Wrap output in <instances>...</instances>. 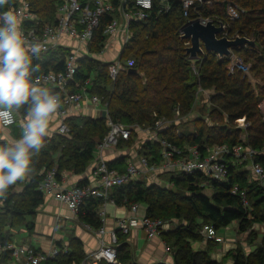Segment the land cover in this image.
<instances>
[{
  "label": "trees",
  "instance_id": "obj_1",
  "mask_svg": "<svg viewBox=\"0 0 264 264\" xmlns=\"http://www.w3.org/2000/svg\"><path fill=\"white\" fill-rule=\"evenodd\" d=\"M30 1L32 9L42 21L50 23L53 22L62 0ZM207 1L211 3H206L199 9L200 15L213 18L215 23L226 24L230 37L239 35L254 38L257 48L244 46L233 49V53L240 57L245 55V63L254 58L252 71L259 70L260 65L264 68V0ZM113 2L117 5V0ZM167 3L171 7L168 12L165 11ZM167 3L154 0L153 10L147 19L131 23L133 37L126 44L122 59H134L132 68L136 70L135 73L123 70L117 80L111 82L108 63L84 57L79 62L76 74L78 83L85 85L88 79L91 80L89 91L99 93L102 101L108 104L109 116L116 122L147 127L163 117L172 120V124L164 128L160 135L182 151L196 146L202 155H206L215 144H242L262 152L264 120L258 105L264 97V84L258 85L259 90L262 89L258 93L259 90L242 71L235 69L230 73L228 57L221 59L217 54L205 51L192 60L186 52L188 46L185 43L189 40L181 39V30L187 22L183 3L181 0H167ZM228 4H237L243 10L238 20H229ZM197 17L192 12L189 14V19ZM109 19L110 15L105 18V22ZM102 30L103 26L96 32L92 46L95 52L105 45ZM63 54L59 51V57L56 54L52 59L47 57L35 74L42 70H61ZM193 65L197 67L198 75L194 74ZM199 86L212 92L209 102L214 108L207 115L202 114L207 111L202 107L204 110L201 109V113L197 114L195 127L190 131L185 125L191 122L188 118L194 111ZM19 109L27 112L26 105ZM208 117L215 121L213 126L206 124ZM241 118H245L247 124L245 131L238 127L230 128V125H236ZM223 120H226L225 123H219ZM67 122L69 132L49 136L45 146L35 154L30 171L32 178L25 183L24 189L21 192L15 191L20 180L0 194V243L12 240L13 235L7 230V226L26 225L29 231H33L34 221H27V216L35 218L38 208L44 203V195L37 188L42 178L40 171L56 166L59 180L66 171L83 173L93 159L96 144L108 132L105 118L68 117ZM243 132L245 136L241 137ZM132 134L129 141L120 145L128 146V142L130 145L135 134L139 133ZM4 142L7 141L0 139V143ZM142 147L144 152L140 151V154L151 163L159 162L158 143L146 140ZM257 160L264 165L263 152L258 155ZM241 167L245 165L231 166V175L226 182L208 180L200 172L193 175L183 173L171 177L173 187L154 183L146 185V182L137 180L113 188L110 196L118 205H146L148 217L185 221V224L162 235L166 244L172 242L174 264H222L212 258L210 243L203 250H195L192 242L200 240L201 228L205 224H213L216 229H220L238 221V229L243 233L252 229L254 224H264V212L259 210L264 204V187L257 182L249 183L248 171ZM206 181L211 190L203 186ZM182 184H186L187 191L180 196L176 188ZM235 185L246 190L249 207H245L239 196L230 193ZM103 203V199L87 200L79 213V220L93 228H99L102 224L98 212ZM118 244L119 264H136L122 234L118 235ZM69 247L71 251H61L58 255V263L81 264L84 260L81 241L72 237ZM230 253L233 255V264H264L263 247L250 254L241 252L240 249L231 250Z\"/></svg>",
  "mask_w": 264,
  "mask_h": 264
},
{
  "label": "built area",
  "instance_id": "obj_2",
  "mask_svg": "<svg viewBox=\"0 0 264 264\" xmlns=\"http://www.w3.org/2000/svg\"><path fill=\"white\" fill-rule=\"evenodd\" d=\"M166 2L167 0H160ZM183 3L184 16L187 22L200 20L205 24L213 18H205L200 15L199 9L210 1L207 0H181ZM154 0H117V5L113 0H62L58 5L53 22H44L40 16L32 9L30 0H7L3 10H11L18 14L21 19V28L27 41L39 43L42 54L49 52H63V68L61 70H42L35 74L34 79L40 86L48 87L50 91L60 97V108L55 113L59 124L53 130V134H67L69 125L67 118L71 107L81 108L89 103L99 106L102 99L99 95L91 93L89 86L91 80L88 79L85 85H80L76 79L79 70V62L82 58H94L108 63V74L111 80L116 81L123 70L131 69L135 61L132 58L126 61L122 59L126 44L132 39L131 23L133 21L146 20L154 6ZM170 4H166L165 11L170 10ZM197 14L195 19H189L190 13ZM243 10L237 4H228L227 14L230 21L238 20ZM110 15V19L105 22V18ZM215 23V21H214ZM220 23H216L219 25ZM226 30L221 36L230 37ZM103 26L102 34L105 37V45L97 52L92 50L95 43L96 32ZM181 30V34H182ZM116 40L119 44L117 54L111 60L105 58V54L112 47L111 42ZM190 46V40L185 43ZM38 56V57H39ZM34 57L33 61L38 58ZM230 59L229 72L235 69L247 70L248 66L240 56L233 53L227 56ZM195 60V59H192ZM194 74L198 75V69L193 65ZM76 85V86H75ZM205 94L208 95L206 98ZM204 96V103L209 102V92L198 87L196 100ZM202 101V100H201ZM107 103L106 110L107 134L96 144L91 169V183L84 185L66 186L58 179V168L54 166L40 172L42 178L38 182V190L43 195L52 196L75 215H79L85 202L90 199H103L104 208L99 210L101 226L97 230L99 236V247L81 264H119L118 260V235L129 234L132 230L143 229L149 239L162 237L163 233L170 230V222L163 219L151 218L146 211H142L140 203L131 204L132 216H121L115 221V228L107 231L105 224L107 220V204L114 203L110 194L113 188L125 185L131 181L141 180L151 175L165 173L168 171H179L180 174L193 175L202 173L208 180L226 182L231 175L230 168L236 164H246L253 175L254 181L264 187V165L257 160L260 153L256 149L242 144L230 146L228 144H215L206 155H202L196 146L182 151L171 141L163 138L161 131L170 126L172 121L160 118L150 127H142L138 124L125 125L116 122L109 116ZM259 109L264 120V97L259 102ZM179 113L177 112V117ZM27 115V114H26ZM26 115L14 110L10 115L0 116V127L11 130L19 123H24ZM179 119V117L177 118ZM179 121V120H178ZM245 123V118L238 119ZM247 125V124H246ZM247 128V127H246ZM133 132H146L147 139L156 142L160 146V160L158 163H151L150 160L137 153L126 160V168L122 171L111 167L110 161L105 158L107 150L119 148L120 143L129 141ZM146 139V140H147ZM32 176L27 174L29 181ZM161 184V183H160ZM205 185V184H204ZM230 193L239 196L245 207H249L247 192L235 185ZM88 228H91L87 224ZM109 234L110 240L105 239ZM201 234L206 240L223 242L224 239L218 235L213 224H205L201 228ZM61 253L59 247L51 250H39L36 247L11 240L8 243H0V257L9 255L15 264H49Z\"/></svg>",
  "mask_w": 264,
  "mask_h": 264
},
{
  "label": "crops",
  "instance_id": "obj_3",
  "mask_svg": "<svg viewBox=\"0 0 264 264\" xmlns=\"http://www.w3.org/2000/svg\"><path fill=\"white\" fill-rule=\"evenodd\" d=\"M119 44L121 45L120 40H119ZM119 44L116 40H113L111 42L112 47H110L107 53L105 54V58L107 60L116 56L117 54L116 50L118 49ZM54 54L57 55V52H49L47 54H42L41 56H39L33 61V65L37 69L39 65L42 64V62H44L47 59V57L48 58L50 57L52 59ZM59 56L60 55H57V57ZM38 60H40L41 62H38ZM20 113H22L23 115L27 114V112H24L23 110H20ZM81 114L83 116H88V117L90 116L92 118H104L106 116V110L101 109V106L97 107L89 103H86L81 108L71 107L69 109L68 117H78ZM58 124H59V120L56 114H54L52 117L50 136L54 135L52 132L58 127ZM22 125H23L22 123H19L17 126H15L16 128L14 127L11 130L3 129L0 127L2 130H6L4 132L3 137H0V139L10 141L12 139L18 138L22 131ZM123 143H126V142H123ZM121 147L115 150H107L104 153L105 158H107L110 161V165L112 166L114 165V168L120 171L126 168V160L134 156L137 153L138 151L137 149L140 146L138 144L134 146L133 148L126 146L124 149H122ZM92 164L93 163L91 161L88 164L87 169L83 173H80V174L74 173L73 171L64 172L63 177L61 179L62 183L68 187L74 186V185H84V184L91 183L90 179L92 176L91 175ZM237 165L238 164H236L235 166ZM244 165L245 167H243V169L245 168L248 171L247 181L249 183L256 182L253 179V175L251 174L250 168L246 164ZM29 174L31 175V172H29L28 175ZM161 174L163 173L151 175L145 178H143L142 176L141 180L151 182L152 184L154 183V184H159L163 186L164 184L161 179L162 177ZM26 177L23 180H21L20 184L16 185L15 187L16 192H21L24 189L25 183L28 181ZM203 186H206V189L211 190V187L207 181L203 183ZM140 205L142 207V211L147 212V206L144 204H140ZM101 208H104V206L102 205L100 209ZM106 211H107V220H106L105 227L107 231H111L112 229L115 228V221L117 220V218L121 216H132L133 215L131 211V205L130 206L129 205H118L116 204V202L114 203L109 202L106 206ZM98 216H99V212H98ZM31 220L34 221L33 231H29L26 225H23L25 227V229L23 228L24 229L23 231H25L26 233H29L30 236H35L34 238H36L39 243H40V240L43 242L40 243L38 247H36L35 245H32L30 240L27 241L25 239L17 238L18 228L16 229L14 227L7 226V230H10V232L13 235L12 236L13 241L31 245L42 251L44 250L48 251L57 246L60 248L61 251L68 252V251H71V248L68 246L70 245L71 238L76 237L81 241L82 249L84 252V258H83L84 260L88 256H90L99 247V236L97 234L98 228H93V227L88 228L86 223H82L79 220V215L77 216L73 214L68 209L67 206L61 204L60 202L55 200V198L52 196L44 195V203L38 208L35 218H33L32 216H27V221H31ZM67 220H70L71 223L73 222L74 224H72L73 227L69 230V239L66 241L64 240V236H57L56 231H57V228H59L60 223L61 222L64 223ZM258 225H262V224H258ZM20 226L22 225H17L15 227H20ZM238 227H239V222L234 221L229 226L224 227V228L234 229L236 231L238 230L236 232L237 234L238 233L244 234L243 232L239 231ZM221 230H223V228L217 229V233L219 236H221L224 239L223 242H216L214 240H206L203 235H202L204 238L203 241L201 242L199 240L198 241L200 243H203L204 247L207 246L208 243L210 244L214 243L215 244L213 248L214 251H212L211 253L212 258L222 264H233V261H234L233 255L232 253H230V251L235 250L234 246L237 245L236 243L240 239L236 238L235 241H230L226 243V239L223 237V235L219 233ZM122 237L125 243L128 245L129 250L131 251V254L133 257V261L136 264H174L172 250L170 249L169 246H167L165 240H163L162 237L149 239L145 231L141 228L132 230L129 234H122ZM105 239L107 241L110 240L109 234L105 235ZM219 245H222V246L219 247ZM140 246L141 248H139ZM204 247L203 249H205ZM136 248H138V251L136 250ZM203 249H200V250H203ZM138 252L139 254L137 255ZM227 258H229L228 262L223 263V261ZM0 264H15V261L12 260V258H10L9 255H3L2 257H0ZM49 264H59V263L55 259V260L50 261Z\"/></svg>",
  "mask_w": 264,
  "mask_h": 264
},
{
  "label": "clouds",
  "instance_id": "obj_4",
  "mask_svg": "<svg viewBox=\"0 0 264 264\" xmlns=\"http://www.w3.org/2000/svg\"><path fill=\"white\" fill-rule=\"evenodd\" d=\"M6 3L0 0V116L25 105L27 115L20 136L0 143V194L31 171L60 108V97L34 79L33 58L39 56L41 45L26 40L18 14L3 10Z\"/></svg>",
  "mask_w": 264,
  "mask_h": 264
},
{
  "label": "rangeland",
  "instance_id": "obj_5",
  "mask_svg": "<svg viewBox=\"0 0 264 264\" xmlns=\"http://www.w3.org/2000/svg\"><path fill=\"white\" fill-rule=\"evenodd\" d=\"M260 28H263V27H260ZM263 47H264V45H263ZM240 58L244 62L245 61L244 59L247 57L244 55V57L242 56ZM111 59H108V60H111ZM253 59L254 58H250V59H248L247 63L244 62L248 66L247 70H240V71H242L248 77V80L252 83V85H255V88L259 90L258 85L262 86L264 84V68L262 67V65H260L259 70L252 71L253 62H254ZM111 82H114V81L111 80ZM261 90H259L257 92L260 93ZM207 92H209V101H210V96H211L212 92H210L208 90H207ZM205 96H206V98H208L207 94H205ZM101 99H103V98H101ZM203 99H205V98L202 95L199 101L196 100V103L194 104V111L192 112V114L188 118V120H190L191 122L185 125V126H188L187 128L190 131H193V129H194L195 124H196L195 121L197 118L196 116L198 113H201V109H203V108L206 109L207 111L203 112L202 114L206 113L208 115V111H210L214 108V105L212 106L210 102L204 103ZM105 105H106V103H104L102 101V103L99 106H101V109H104ZM16 110L20 112V109H16ZM82 116L83 115L81 114L78 117H82ZM224 116L226 117V113H224ZM85 117H88V116H85ZM168 120H170V119H168ZM206 120H207L206 124H208V126H213V123L215 122L213 119H209V117H208ZM170 121H172V120H170ZM225 121L226 120H223V121H220L219 123H225ZM197 125H201V124L197 123ZM147 127H150V126H147ZM235 127H238V128H241L244 130L247 127V125H246V122L242 123V122L237 121L236 125L235 124L230 125V128H235ZM5 131L6 130H2L0 128V137H3ZM146 136H147L146 132H141L138 135L135 134V136L133 137V140L130 142L131 146L129 145V142H128V146L133 148L134 146H136L138 144L140 146L139 151L144 152V148L142 146H144V141L146 140ZM240 136L244 137L245 132H243ZM121 146L122 145H120L119 148ZM125 147L126 146L124 145L121 148L124 149ZM241 169H243V167H241ZM179 175H180L179 171H168V172L161 174V176H162L161 179H162V182L164 184L163 186L173 187L171 182H170V178L172 176H179ZM144 182H146V185L152 184L151 182H148V181H144ZM186 189H187L186 184H182L180 187L176 188V190H177V192H179L180 196H182V194L185 193V191H187ZM143 207H144V205H143ZM259 210L261 212H264V204L260 207ZM169 222L171 225L169 227L170 230H174V229L178 228L183 223L185 224V221H182V220H170ZM65 223H66V225H65ZM72 224H74V223L73 222L71 223L70 220H67L64 223L61 222L59 225V228H57L56 235L57 236H64V240L67 241L69 239V230L73 227ZM14 228H16V229L18 228L17 229V231H18L17 238L25 239L27 241L30 240L32 245H35L36 247H38V245L43 242L40 240V243H39L38 240L36 238H34L35 236H30L29 233H26L25 231H23L25 229V227L23 225L20 227H14ZM237 231L234 229L223 228V230H221L219 233L221 235H223V237L226 239V243H228L230 241H235L236 238L240 239L236 243L237 245L234 246L235 247L234 249H240L241 252H244L246 254L256 252V250L259 249L260 247L264 248V240H263L264 239V224H262V225L254 224L252 229H250L247 233L245 232L244 234H241V233L237 234L236 233ZM238 235H239V237H238ZM162 239L164 240V237H162ZM203 239H204L203 236H201L199 241L201 242V241H203ZM199 241H193L192 242L193 249H195V250L203 249V247H204L203 243H200ZM167 246H170L171 250H173L172 242H170L169 245L167 244ZM214 246H215L214 243L210 244L212 251H214L213 250ZM221 246L222 245H219V247H221ZM206 247L207 246H205L204 248H206ZM139 248H141V246ZM136 250L138 251V248H136ZM138 254H139V252L137 253V255ZM228 260H229V258L225 259L223 261V263H227Z\"/></svg>",
  "mask_w": 264,
  "mask_h": 264
},
{
  "label": "water",
  "instance_id": "obj_6",
  "mask_svg": "<svg viewBox=\"0 0 264 264\" xmlns=\"http://www.w3.org/2000/svg\"><path fill=\"white\" fill-rule=\"evenodd\" d=\"M226 30L222 23L217 25L214 21L209 20L203 24L200 20L188 22L182 28L181 39L190 40L191 45L186 48L187 54L191 59H196L200 54L212 52L219 58H224L232 54L233 49L244 46L257 48L256 40L239 35L234 38L221 36ZM129 72L135 73L136 70L131 68Z\"/></svg>",
  "mask_w": 264,
  "mask_h": 264
},
{
  "label": "bare ground",
  "instance_id": "obj_7",
  "mask_svg": "<svg viewBox=\"0 0 264 264\" xmlns=\"http://www.w3.org/2000/svg\"><path fill=\"white\" fill-rule=\"evenodd\" d=\"M171 226V225H170ZM208 243V242H207ZM57 245V244H56ZM69 246V245H68ZM119 260V259H118Z\"/></svg>",
  "mask_w": 264,
  "mask_h": 264
}]
</instances>
